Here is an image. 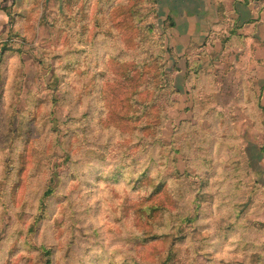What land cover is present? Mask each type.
<instances>
[{"label": "rangeland", "instance_id": "obj_1", "mask_svg": "<svg viewBox=\"0 0 264 264\" xmlns=\"http://www.w3.org/2000/svg\"><path fill=\"white\" fill-rule=\"evenodd\" d=\"M230 2L2 8L0 264H264V44Z\"/></svg>", "mask_w": 264, "mask_h": 264}, {"label": "crops", "instance_id": "obj_2", "mask_svg": "<svg viewBox=\"0 0 264 264\" xmlns=\"http://www.w3.org/2000/svg\"><path fill=\"white\" fill-rule=\"evenodd\" d=\"M210 1L211 0H209V2ZM13 2L14 0H0V36H5L9 31V27L7 23L8 22L7 15L5 14L2 8L7 5L12 4ZM214 2L215 0H212V3ZM230 3L234 11V13L232 12V14H234L235 17L234 19L233 18L231 19L232 17L231 14H227L228 16L226 17L225 15L226 17L225 20H227V22L231 21L232 23H234L235 21H237V18H239L240 21L237 24L238 32L242 33L243 30H247L246 33H244V35L248 42H250V40L254 38L256 40V44H264V0H231ZM207 22L210 23V21H207ZM231 28L232 26L229 27L227 31H229ZM254 28H256L255 33L252 32ZM210 29H211V25H209L208 27H205L204 31L209 32ZM202 34H205V32H202ZM191 35H192V32L190 33V36ZM2 40L3 39L1 37L0 49L2 46L1 44ZM206 42L208 44L209 40H207ZM216 44H219V43H216Z\"/></svg>", "mask_w": 264, "mask_h": 264}]
</instances>
